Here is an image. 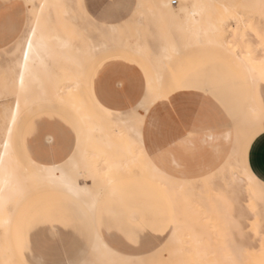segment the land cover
<instances>
[{
	"label": "snow or ice",
	"instance_id": "snow-or-ice-1",
	"mask_svg": "<svg viewBox=\"0 0 264 264\" xmlns=\"http://www.w3.org/2000/svg\"><path fill=\"white\" fill-rule=\"evenodd\" d=\"M26 6L30 12L22 30L14 24L6 25L3 29L5 36L11 34V43L5 54L11 55L19 77L16 111L9 109L5 112L3 133L6 135H0V229L7 230L12 227L13 206L26 195L28 180L35 178L53 183L64 182L68 170L78 169L77 161L85 137L104 132V128L94 123L91 114L69 120L57 118L53 113L54 139L50 137L48 144L38 154L28 158L33 176L21 177L19 174L21 136L17 125L21 110L20 98L27 97L33 80L30 61L41 55L52 58L56 48L72 49L77 40L85 39L75 29L71 35L63 37L56 32L51 10L64 8L65 5L43 0ZM133 6L136 11H133ZM163 7L169 8L170 5L165 4ZM191 7L210 8L213 5L193 4ZM259 7L262 22L258 37L261 47H264V0H260ZM141 8L143 5L135 4V0H99L95 11L84 2L74 5L77 21H85L99 35L126 32ZM46 10L49 12L47 16ZM185 12V5H181L179 10H173L172 26L176 32L192 33L199 40V22L186 19ZM195 15V12L191 13V17ZM250 27L246 25V28ZM214 32H219V24ZM153 38L158 44L151 55L164 70L165 60L170 63L182 54L181 45L163 34ZM210 43L215 44L217 41L212 40ZM120 59L123 58L97 56L88 65L79 59L74 63L86 73L90 82L92 111L103 114L109 123L115 121L116 127L112 131L119 128L121 138L126 131L132 133L130 147L139 153V160L162 184L175 185L183 190L186 184L192 182L190 177L193 168H199V180L208 183L230 167L234 174L247 177L250 184L259 183L264 189V178L256 180L254 165L250 162L258 138L264 140V60L260 62L258 76L255 69H248V83L241 85V92L248 95V110L236 113L232 109H222L214 102V84L207 76L180 78L165 86L162 72L155 76L145 72L137 84L126 65L113 62ZM130 62L137 63L135 60ZM43 67L51 78L48 66L44 64ZM257 82L261 85L258 103L255 97ZM181 90L182 95H174L181 93ZM197 94H203L204 102L195 111L194 118L190 122L184 121L183 117L178 118L177 114L182 109L188 110L192 103L197 102L194 100ZM25 107L28 109L27 102ZM114 107H120V111H110ZM26 127L29 133L33 131L30 119ZM225 136L228 140L226 146L221 143ZM23 139L26 140V136ZM14 158H17L16 167H13ZM160 223L161 226L170 225L172 221L165 216ZM25 229L32 232V245L42 254V258L34 259L31 264H150L148 260L121 255L129 244L138 243L139 231L129 229L120 216L111 213L106 215L101 211L97 215L94 209L91 213L85 210L77 218L55 210L37 211L16 225L18 244H22ZM117 231L119 236L114 235ZM168 231L172 233L171 239H175L173 229L169 227ZM261 234L264 237V223ZM142 242L150 241L149 238H143ZM0 264L19 262L3 259Z\"/></svg>",
	"mask_w": 264,
	"mask_h": 264
},
{
	"label": "bare ground",
	"instance_id": "bare-ground-1",
	"mask_svg": "<svg viewBox=\"0 0 264 264\" xmlns=\"http://www.w3.org/2000/svg\"><path fill=\"white\" fill-rule=\"evenodd\" d=\"M26 1L29 4L32 2H35V3L43 2V0H26ZM173 1L174 0H157V2L155 3L156 9L158 10V12L161 13V15L158 16L159 25H156L152 30H150L152 36L156 34V30H157L158 35L163 34L168 39L177 41L180 44L185 45L186 47H199V46H203L207 44V45L217 46L223 51L232 50L234 56L238 57L239 60L242 62L244 61V58H243L244 54L254 55L256 57V60L260 62L264 60V54L255 55L253 53L254 50L251 51V49H249L248 46H246L247 49L245 53H243V51L241 50L243 48V44L241 42L243 35L239 31V27L236 26V22L238 21V18L236 17V15L240 16V14L236 12H232L233 10L231 11V9L229 8L230 6H233L232 8L235 9L234 6H236L237 4L234 5L232 2L236 3L237 1H232L231 3L233 5L231 4L229 6L228 3H226L228 1L225 2V0L224 1L223 0H192V3L187 4V5L185 3H188L190 0H179L181 2V5L186 6V12L184 13L185 18L186 19L191 18L192 20L199 22V24L197 25V27L201 29V35H200L199 40H197L196 36L193 35L192 33L181 34L174 30L172 26L173 21H172L171 13L173 12V10H179L181 8V5L178 8H175L172 6ZM48 2L60 3L66 6L64 8H61L62 11H60V9L51 10V16L53 17L55 21L56 32L59 33L63 37V36L71 35L72 30L75 29L79 32L80 35L85 37V39L77 40L75 42V46L72 49L60 50L56 48L55 56L52 58L48 57L47 55H41L40 57L32 58L30 63L33 66V80L29 86L27 97L20 98L21 110H20L19 121H20L22 114L25 111H27L28 109L32 110L38 106L43 109L66 108L71 113H73L75 116H77L78 119H80L82 116L88 115L89 114L88 112L89 101H88V97H87L85 90H86L87 84L89 83V80L87 79L86 73L78 69L74 61L79 59L85 65H88L91 59L99 56L101 52L109 51L112 48L123 49V50L128 49L132 51L136 56L142 57L146 62L151 64L152 69L154 71L153 73L154 76L158 72H162L164 85L166 84L167 79L165 78L164 73H165L166 64L168 63V61L165 60L163 62L165 65V69L162 70L160 67V64L157 63L156 59L151 55L153 48H155L156 46L151 45L148 39H144V38L142 39V37H140V38H137L136 41L128 44L126 42V39L122 37V33L113 34V37L111 36L110 39H107L105 36L103 37V35H101L99 38L92 39L91 37H87L81 31V28L79 27L80 26L79 22H75L74 19L69 17L70 9L65 0H48ZM78 3L80 4L81 0L78 1ZM165 4L170 5V7L169 8L163 7V5ZM193 4L213 5V7L193 9L191 7ZM249 4L253 6L249 7L251 9H248V8L246 9L254 11L255 10L254 5L256 6L260 5V0H252ZM249 4L246 3V5H243V7H246ZM219 7L222 9L221 11L224 10L223 11L224 14L230 15V17L229 16L227 17L226 15L222 16V14L220 15L219 11H218L220 15L219 18H212L209 16L210 12H212L213 10H216ZM192 12L196 13L194 17H191ZM48 14L49 12L48 10H46L45 15L47 16ZM259 16L262 17L261 13ZM240 19H242V17ZM221 21L222 23H220ZM217 24H219V32H214V29L217 26ZM232 28H234L233 31H231ZM153 37H152V41L158 44L157 40H155ZM212 40H216L217 43L215 44L210 43V41ZM142 49L144 51H142ZM114 56L120 57L121 55L112 54V55L105 56V57L107 58V57H114ZM42 61H43V64H42ZM260 62L258 63L259 65L256 64L258 65V68L255 69V74L257 76L259 75ZM44 64L48 66V72L51 74V78L49 77V74L45 72V69L43 67ZM248 69H253V68L250 66H246L247 72H248ZM258 83L259 82H257L255 87H257ZM18 92H19V77L16 75L14 61L12 62V65H10L9 67H5V68H4V65L0 64V100L1 99L4 100L8 97L13 98V104L11 106H6L2 104L1 114H2L3 122H4L5 112L7 110L10 109L12 112L16 111L15 104L18 98V95H17ZM26 102L28 105V109H26L25 107ZM247 110L248 108H246L245 112ZM33 114L34 113H32L31 116ZM30 117L27 120H29ZM93 121L95 124L104 128L103 135L105 136L106 141L104 142H100L99 140L96 141L94 135L92 137H87V136L85 137L82 143V146L86 142L88 143L89 147L86 149L85 152L89 160L86 163V165L83 166L82 174H78L77 178L75 179L69 178L68 176L65 175L66 178L64 182H55V183L31 178L28 180V189H27L26 195L24 196L22 200H20V202L17 205H15V207H18L20 204H22L24 200H26L30 196L33 190H37V189L47 190V188H50V189H61V190L65 189V191L72 194L73 196L81 198L85 202V204L88 206V208L94 209L97 203V200L102 191L100 190V188L99 189L95 188V186L89 187L86 185H79L78 180L80 177H82L84 181L92 180L93 183L95 181V178L99 177L103 183L110 184L122 177L141 176V177L153 179L154 181L158 182L162 187H164L165 190L169 191L170 195L174 196L175 198V204L178 207V210L179 208H181V206L184 208L187 206L188 207L194 206L193 204L196 203L198 205L197 214L201 213L202 210H204L206 213L210 215L216 214V216L218 217L217 221L220 220L219 222H221V219H219V217H221L222 220L226 222V224H228L227 223L228 221H234V223L232 224H235V221L237 220L235 219L233 215L234 213V205H233L234 202L233 201H235V203L236 201L237 203H239L240 199L238 195L236 199H231L230 197H231V194L235 193V190L233 189L235 188L234 186H237V188H240L243 192H245V194H247L251 209L253 210L252 214L255 217L264 216V189H262L259 186V183L250 184L248 182L247 177L234 174L233 169L229 167L221 171L212 182L204 183V182H201L198 178L199 185L197 187V192L188 194L187 192L183 191V190H186L188 187L185 186L183 190H181L179 187L175 185L162 184L160 180L156 178L144 164H143V167L138 165V163H140V160L138 158L139 153L135 152L130 147V141L133 139V135L131 132L126 131L124 137L121 138L119 136V132H120L119 128H116V131H112V129L116 127L115 121H112L111 123H109L105 118H103L99 122H96L94 120V117H93ZM3 122L0 125V135H6L3 133ZM25 122L23 123V125L25 124ZM9 123H10V119H9ZM21 132H20V136H21ZM233 136H235V133H233ZM14 138H15V134H14ZM105 147H107L108 149ZM112 147H115L117 149L118 154H121V156L118 157L116 153L112 150ZM20 151L22 152V154L21 156L20 155L18 156L19 174L21 175V177H32L33 176L32 170H29L27 174L24 173V167H23L20 157L23 156L26 159L27 163L29 164V161H28L29 156L25 153L21 144H20ZM16 159L17 158H14L13 167L17 166L15 162ZM97 161H100L102 164L100 171L96 170V167H95V162ZM71 171H73V169ZM78 173H80V170ZM57 175L59 176V173H57ZM259 179L256 177L257 181H261ZM220 182L226 183L225 187L227 186V188H229L228 185L230 186V188L232 187L231 189L232 193L229 194L230 196L229 199L226 197V195L228 194L223 192V195H224L222 196L223 201H221V199L218 200L220 202L218 201L210 202V199L209 201H207L205 199L204 188L206 186L216 187L218 184H220ZM181 191H182V194H181ZM219 191L220 190H218V193ZM220 193L218 196L219 198H220ZM190 208H191L190 214L188 212H185L186 214H189L188 216L190 215L192 216L193 214H195L194 207H190ZM15 209L14 211H12L13 217L15 214L14 213ZM243 216H244V212L240 210L239 217H243ZM190 222H192V217L190 218ZM219 222L218 224H220ZM12 223H13V220H12ZM238 223L236 222L237 225ZM222 225L223 224H221L220 226ZM193 227H194L193 223H190L188 225L189 231H191V233H192ZM231 227H234V226L232 225ZM1 230L5 231L3 235L4 242L0 243V253L3 255L2 258L8 259L4 257V255L10 254L12 256V259H15L16 261H18L19 264H22L20 259L15 254L14 245L9 240L10 230L0 229V231ZM179 230H180V215L178 214L176 223L174 224V227H173V231L175 232V239H171L172 233L170 234L168 238L169 243L174 244L176 247L178 246ZM192 235L193 233L191 234V236ZM230 236H232V232ZM229 242L230 241H228V239L227 241H225V243H228V246H230ZM225 243H222V244H225ZM232 245L234 247V244ZM227 248L228 247L226 246L225 248L226 250L223 251L225 257L222 259L221 263L223 264H242V258H241L242 251H240L241 254L239 253V251H237L240 248L236 250L234 249L235 247L233 248L234 250H228L230 247L228 249ZM161 249H162V245L148 254L138 255V256H128V255H123V256L128 257V258L140 259V260H148L150 264H162L163 259H165V257L167 256L163 254L164 249L162 250ZM197 251L201 255L207 252L204 250L203 245H198ZM254 252H250V253H254ZM168 253L177 254L178 251L175 248L173 251H169ZM256 255L258 256L257 253ZM247 256L250 257L249 255ZM259 256L261 257L260 253H259ZM251 257H254V255L251 254ZM255 258L256 257H254V259ZM198 262L201 263V260H198Z\"/></svg>",
	"mask_w": 264,
	"mask_h": 264
},
{
	"label": "rangeland",
	"instance_id": "rangeland-1",
	"mask_svg": "<svg viewBox=\"0 0 264 264\" xmlns=\"http://www.w3.org/2000/svg\"><path fill=\"white\" fill-rule=\"evenodd\" d=\"M65 1L70 9L69 17L74 19L75 22H79L80 25L79 27L81 28V31L87 37H91L92 39L99 38L101 35L92 31V29L87 26L85 21L82 20L77 21L74 5H78L79 4L78 1L80 0H65ZM232 1H237V2L235 3ZM251 1L252 0H225V2L228 3L229 6L232 3L234 5L237 4L236 6H234L235 9L237 10L232 8L233 6H230L229 8L231 9V11L233 10L232 12L239 13L240 16L242 17V19H240L241 17L236 15V17L239 20V31L243 35L241 41L243 44V48L241 50L243 51V53H245L247 49L246 46H248V48L251 49V51L252 50L256 51V52L253 51L255 55L257 54L261 55L264 54V48L261 47V41L258 37V32L260 30L261 22H262V17L259 16L261 13L260 10L261 8L259 7V5L257 6L254 5L255 8L254 11L248 10L251 9L249 7L253 6L249 4ZM24 2L26 5L29 4L26 0H24ZM81 2L86 3L91 8L92 11H95L97 4L99 3V0H81ZM156 2L157 0H135V4H142L143 8H141L137 12L133 24L128 27L126 32L122 33V37L126 39V42L128 44L136 41L137 38L142 37V39L143 38L148 39L151 45L157 46V43L152 41V37L157 36L158 32L156 30V34H154L153 36L151 35L150 32V30H152L156 25H159L158 16L161 15V13L158 12V10L155 7ZM38 3L39 2H37V4ZM191 3L192 0H190L188 3L185 4L187 5ZM246 3H248L250 6L248 5L246 7H243V5H246ZM180 5L181 2L179 0H174L172 3V6L175 8H178ZM221 10L222 9L219 7L216 10L210 12L209 16L212 18H219L221 14L222 16L226 15L223 13L224 10L223 11ZM60 11L62 10L60 9ZM133 11H136L134 6H133ZM218 11L220 12V15ZM27 12L29 16V12H30L29 7L27 9ZM226 16L230 17V15H226ZM241 20H243L244 22ZM246 25H251V27L246 28ZM236 26H238V21L236 22ZM233 30L234 28L231 29V31ZM104 36L107 39H110L111 36L113 37V34L103 35V37ZM180 45H181L182 54L176 57L170 63L168 62L167 63L168 65L166 64V70L164 73L165 78L167 79L166 85L169 82L174 81L175 77L189 78L196 75L207 76L213 82L214 89H216L215 91H220L221 93L225 94V96L229 97L230 108L233 111H235L236 113L245 112L248 105V95L246 93L241 92V85L248 83L249 74L246 70V66H250L253 69H257L259 65L258 63L260 61H257L254 55L244 54V56L242 55L244 58V61L242 62L239 60L238 57L234 56L232 50L223 51L217 46H213V45L205 44L199 47H186L183 44ZM5 52H3L2 55H0V64L4 65V68L9 67L10 65H12L13 62L11 55L5 54ZM112 54H120L121 55L120 57H122L125 60H128L129 62L135 60L137 62L135 64H138L141 67L143 73L147 72L150 75H153L154 73L151 64L146 62L142 57L136 56L132 51L128 49L123 50V49L112 48L109 51L101 52L99 56L105 57ZM258 92L260 96L261 94L260 83H258L257 87H255V97L257 103L259 102ZM2 104L6 106H11L13 104V98L8 97L4 100L2 99L0 100V125L3 122L2 114H1ZM38 108L41 107L38 106L32 109L31 111L27 110L22 114L20 121L17 125V131L19 134L22 130L23 123L31 116L32 113L37 112L39 110ZM21 154L22 152L20 151L19 148V155L21 156ZM20 159L24 167V173L27 174L28 171L31 170L30 165L27 163L26 159L23 156L20 157ZM138 165L143 167V163L141 161L140 163H138ZM190 180L192 182L186 184L185 186L188 188L183 191L187 192L188 194L194 192L196 193L197 187L199 185L198 178H194ZM225 184L226 183L224 182H220V184H218L216 187L206 186L204 188L205 199L207 201H209L210 199V202L218 201L220 199L221 201H223V197H222L224 196L223 192L228 194L226 195V197L229 199L230 197L229 194L232 193L231 190L232 187L230 188V186L228 185L229 188H227V186L225 187ZM234 187L235 188L233 189L235 190V193L231 194L230 198L236 199L238 195L240 199L239 203H237V201L236 203L235 201H233L234 202L233 215L237 220L235 221V224H232L234 223V221H228L227 222L228 224H226V222H224L221 217H219V219H221V222H219L220 220L217 221L218 217L216 216V214L210 215L206 213L204 210H202L201 213L197 214L198 205L196 203L193 204L194 206H189V207L187 206L184 208L181 206V208H179L178 210V207L175 204L174 196L170 195L172 198L173 210H174V222L172 223V227H174V224L176 223L178 214L180 215L179 240L177 247L174 244H170L168 241L169 239H167L164 242V244H162V249H164L163 254L167 256L165 257V259H163L162 264H223L221 262L222 259L225 257L223 251L226 250L225 249L226 246L228 248L230 247L229 249L227 248L228 250H234V249L236 250L239 248L241 249L237 251H239V253L240 251H242L241 252L242 264H264V250L262 251V242H264V237H262L261 234L262 223H264V216L255 217L252 214L253 210L251 209L247 194H245V192H243L240 188H237V186ZM218 190L220 191L222 190L221 193L219 191L220 198L218 197L219 196ZM167 192L169 193V191ZM190 207H194L195 214H193L192 216L191 215L188 216L191 210ZM14 209H15L14 212L15 214L13 217L12 228L9 233L10 234L9 240L14 245L15 254L20 259L22 264H30L31 261L30 255L26 254V252L30 250L29 248L31 246L30 238L27 237L29 230L25 229L22 244H18L17 236H16V225L18 223H23L31 214L37 211L47 210V191L45 189L33 190L30 196L26 200H24L22 204H20L18 207H15L14 205L12 211H14ZM240 210L244 212L243 217H239ZM185 212H188L189 214H186ZM191 217H192V222H190ZM218 222L220 224H218ZM236 222L237 223L239 222L238 225L236 224ZM190 223H193L194 226L192 230L193 233L192 236H191L192 233L191 231H189L188 228V225ZM221 224L223 225L220 226ZM232 225L234 227H231ZM229 231L232 232L233 237L230 236L231 232ZM4 233L5 231L3 230L0 231V243L4 242V237H3ZM227 239L228 241H230L229 242L230 246H228V243H225ZM231 243L234 244L235 248ZM220 244L221 246L223 245L224 247L222 246L223 247L222 248ZM198 245H203L204 250L207 252L203 255L199 254L197 251ZM175 248L178 251L177 254L168 253L169 251H173ZM250 252H254L255 254ZM256 253L258 254V256L256 255ZM259 253L261 257L259 256ZM251 254H253L254 257L256 258L254 259V257H251ZM0 255H1L0 260H3L2 258L3 255L1 253ZM247 255H249L250 257H248ZM4 257L8 259H12V256L10 254L7 255L5 254ZM198 260H201V263H199Z\"/></svg>",
	"mask_w": 264,
	"mask_h": 264
},
{
	"label": "crops",
	"instance_id": "crops-1",
	"mask_svg": "<svg viewBox=\"0 0 264 264\" xmlns=\"http://www.w3.org/2000/svg\"><path fill=\"white\" fill-rule=\"evenodd\" d=\"M27 9L28 7L26 6L24 0H0V55L6 51L8 44L11 43V34L5 36L3 34V29L6 25L14 24L17 28L22 30L24 24L28 20ZM113 62L126 65L131 75L135 78L137 84L139 83V79L144 75L143 70L138 64H133L125 59H120ZM177 79L180 78L175 77V80ZM215 90L216 89L214 88L212 90V98L214 102L217 103L222 109H231L229 97L225 96V94L221 93L220 91ZM85 91L89 101L88 112L94 117L96 122H99L105 117L103 114L92 111L91 100L89 99V92L91 91L90 82L87 84ZM182 92L183 90H181V93H174V95H182ZM202 97L203 94L195 95L194 100L198 103H192L188 110L182 109L181 112L177 114L178 118L183 117L184 121L190 122L194 118L195 111H198L200 104L204 102ZM258 97L260 99L259 92ZM126 101L127 97H125V102ZM169 107H172V105L169 104ZM38 109L39 110L30 117L33 131L31 133L28 132L26 127L27 120L23 125L21 132V145L29 157L34 156V154H38L43 149V147L48 144L50 137L54 139L52 135L54 131L52 127L53 113H55L57 118H66L69 120L78 119L77 116H75L66 108ZM110 111L119 112L120 107H114L110 109ZM25 136L26 140L23 139ZM94 137L96 141H106V138L103 134L96 133ZM221 143L225 146L227 145L228 140L226 136L221 141ZM88 147L89 146L87 142L83 146L81 145L79 154L80 157L77 161L80 173H78V169H74V172L71 171L72 169H70L65 173L66 176L75 179L77 178L78 174H82L83 166H85L89 160L85 152ZM112 150L118 157L121 156V154H118L115 147H112ZM250 162L254 165V175L258 179L260 178L259 180H262V178H264V140H260L258 138V142L251 153ZM101 165L102 164L100 161L95 162L96 170L100 171L102 167ZM199 171V168H193V174L191 175L190 179L199 178ZM78 181L79 185H86L89 187L95 186V188H100L102 191L94 207L97 215H99L101 211H103L106 215L109 213L118 215L123 219L126 227L129 229H138V243L129 244L127 247H125L121 252L122 255L138 256L148 254L159 248L169 238L171 232L168 231V228H173L172 223L174 222L173 203L170 194L158 182L154 181L153 179L141 176L122 177L110 184L103 183L99 177L95 178L94 183L92 180L84 181L82 177H80ZM46 191L47 210H55L64 215L77 218L82 211L87 210L89 213H91L93 210L88 208L81 198L73 196L72 194L65 191V189L61 190L47 188ZM165 216H167L168 219L172 221V223L170 225L163 224L161 226L160 222ZM62 230L68 231L67 229ZM114 235L119 236L120 233L117 231L114 233ZM27 237L30 238L31 246L29 248L30 250L26 252V254L30 255L31 264L34 259L42 258V254L35 247V245H32L31 231L28 232ZM143 238H149L150 242H142Z\"/></svg>",
	"mask_w": 264,
	"mask_h": 264
}]
</instances>
